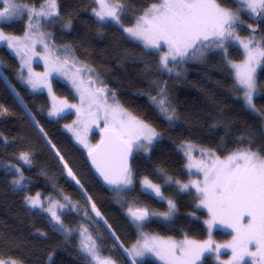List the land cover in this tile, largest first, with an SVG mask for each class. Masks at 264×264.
Segmentation results:
<instances>
[{
	"label": "trees",
	"instance_id": "16d2710c",
	"mask_svg": "<svg viewBox=\"0 0 264 264\" xmlns=\"http://www.w3.org/2000/svg\"><path fill=\"white\" fill-rule=\"evenodd\" d=\"M21 2L38 10L42 0ZM121 2L127 8L122 24L131 27L135 18L158 0ZM219 2L231 9L241 7L236 0ZM58 4L64 19H71V28H65L59 21H41L40 31L50 34L46 39L51 46L64 53L65 48L70 49L72 56L94 70L95 75L88 73L87 79L91 75L93 80L103 81L95 86L113 90L124 108L155 127L161 138L148 153L134 151L133 185L118 197L112 188L97 179L89 165L87 151L66 131V125L74 121V114L51 119L48 94L33 92L21 79L18 58L6 46H0V260L20 264H86L79 235L58 230L49 214L32 208L27 202L28 197L39 193L59 203L66 202L64 197L69 198L72 206L61 214V219L71 229L84 223L82 215L73 210L82 203L87 216L96 224L92 233L99 237L97 242L102 254L118 264H132L125 249H131L141 235L128 216L127 207L135 203L158 212L167 210L166 202L143 190L140 182L144 177L160 183L162 192L174 199L179 209L171 221L159 216L146 221L144 233L176 240H206L207 211L196 207L198 201L193 195L177 194L175 187L164 186L156 170L164 169L184 183L191 180L187 160L178 148L186 141L213 150L220 158L238 148H248L249 141L254 151H264V67L258 74V95L254 99L259 115L238 98L242 93L234 89L233 70L227 66L223 52L211 50L202 60L185 61L168 73L160 67L159 51L145 49L140 42L128 38L120 25L101 24L94 15L97 8L94 0H58ZM27 22L25 16L3 22L1 27L9 34L24 35ZM261 33H264V18L260 22ZM227 54L233 62L244 59L239 46L229 44ZM177 72L181 74L178 76ZM52 82L59 96L71 102L78 100L67 83L58 78ZM161 87L176 108L179 119L175 122L167 121L149 98V94L156 96ZM92 139L97 144L100 135L95 133ZM21 153L29 154L31 164L19 159ZM65 163L79 185L68 176ZM21 178V184L13 183ZM93 203L103 219L96 218L91 208ZM217 236L220 239L232 237L224 231H218ZM137 264L159 263L147 257ZM200 264L217 262L212 254L206 253Z\"/></svg>",
	"mask_w": 264,
	"mask_h": 264
},
{
	"label": "snow or ice",
	"instance_id": "6c2138e0",
	"mask_svg": "<svg viewBox=\"0 0 264 264\" xmlns=\"http://www.w3.org/2000/svg\"><path fill=\"white\" fill-rule=\"evenodd\" d=\"M94 3L99 6L98 11L94 10V15L101 24L120 25L128 38L142 42L145 49L159 50L162 45L166 46L167 51L160 55L159 64L168 73L174 72L185 61L203 58L208 49H221L227 66L234 70V89L242 93L238 98L243 100L248 109L259 111L254 103V95L258 92L256 70L258 67H264V33L259 34V39L252 35L244 40L237 33V27L244 23L240 17L244 10L255 16L264 17V0H239L241 7L236 9L224 6L219 0H158L144 9L135 18L131 27H124L122 24L121 18L127 12V8L121 0H94ZM25 16L28 17V22L23 40L0 31V43H5L17 55L23 53L21 59L28 69L26 82L33 89L46 87L51 93V85L48 83L51 72H57L71 80L79 93L81 107L60 101L59 107L53 106L50 115H59L66 108L76 109L78 120L75 123L80 126L79 130L73 129L71 125L66 127L75 132L78 142L88 149V156L96 170L120 197L125 189L133 185L129 157L134 151L150 152V146L159 134L149 124L130 114L121 105L113 90L106 86H95L102 84L103 81L93 80L91 75L86 81L81 75L82 69L86 74L95 75L93 69L83 64L76 67L79 61L73 58L71 68L74 71L70 72L67 58L70 49L65 48L66 56L61 60L49 48L45 38L50 34L40 31L41 21H59L65 28H71V19L65 20L61 15L58 0H42L39 10L29 7L21 0H0V20L11 21ZM247 27L253 34L256 33V28L251 24ZM230 41L237 42L244 49L245 59L242 63H234L228 57L227 45ZM37 43L44 46L45 55L41 58L44 59L46 66H50L49 71L42 74L34 73L31 68L33 57L40 55L35 51ZM180 74L176 73L178 76ZM23 78L21 76V79ZM149 98L167 121L175 122L179 119L176 108L167 99L163 87L156 96L149 94ZM101 120L104 122V127L101 128L104 136L99 144L90 145L87 142L89 126L99 127ZM248 143L250 145L248 148H238L223 160L212 152L206 153L201 150L200 155L207 156V159L199 161L192 160V145H182L187 148L186 167L189 170L195 168L197 173H202V180H189L184 183L170 176L164 169L156 170L164 186L175 187L177 194L193 195L198 201L197 208L208 209L210 219L204 223L208 225L209 230L217 226L232 229L235 233L233 240L224 245H215L210 233L209 238L203 242L187 238L177 242L144 233L145 222L152 217L159 216L171 221L179 211L175 200L162 192L160 183H154L153 180L144 177L140 182L143 190L149 196L166 202L167 210L158 212L147 206H136L135 203L127 207V214L141 235V239L131 249H125L132 259V264H137V258L146 254L155 255L164 264H197L206 252L214 254L219 252L221 247L231 249L233 259L228 264H245V258L251 259L254 264H264V151H254L251 147L252 142ZM19 159L25 164H31L27 153H21ZM60 159L63 160V157ZM64 166L67 168L68 176L79 185L80 182L76 180L72 169L68 168L66 163ZM22 182V178L13 181L14 184ZM87 199L90 201L91 197ZM64 200L67 203H53L49 200L45 205L41 202L39 193L35 197L27 198L32 208H40L51 214L58 230L71 234L72 229L65 225L61 215L54 210L56 207L60 209L68 207L71 201L68 197H64ZM91 208L97 217L103 219L94 203L91 204ZM81 232L84 239L79 246L86 255V264H116L110 256L102 255L101 246L97 242L98 236L94 238L88 229H82ZM252 247L254 251L249 250ZM0 264L16 262L0 260Z\"/></svg>",
	"mask_w": 264,
	"mask_h": 264
},
{
	"label": "rangeland",
	"instance_id": "374dc122",
	"mask_svg": "<svg viewBox=\"0 0 264 264\" xmlns=\"http://www.w3.org/2000/svg\"><path fill=\"white\" fill-rule=\"evenodd\" d=\"M236 1L239 2V0H236ZM22 3H23V2H22ZM230 9H231V8H230ZM38 10H39V9H38ZM95 10H96V11L99 10V6H98V5H97V8H96ZM240 17H241V19H242L243 21L248 22L247 17H251V19H255L257 16L253 15L251 12H249V11H247V10H244V11H242V12L240 13ZM261 18L263 19L264 17H261ZM17 19H20V18H14V19H12L11 21H13V20H17ZM246 20H247V21H246ZM3 22H10V21L0 20V31H3V33H4L5 35L12 36V37H19V38H21V40H23V38H24V36H25L26 33H25L24 35H13V34H9V33L5 32V31L2 29L1 24H2ZM40 28H41V27H40ZM237 33H238V34L241 36V38L244 39V40L249 39L252 35H256V36H257V39H259V34H253L252 32H251V35H249V36H243V35H241V34H240V30H239L238 27H237ZM45 42L49 45V48L52 49V50L55 52L56 56H58L61 60H64V59H65L66 53L62 52L61 49H58V50H57V48L54 49V48L51 46V43H50L46 38H45ZM138 42H140V41H138ZM140 43L142 44V42H140ZM229 44H232V45H235V46H239V47L242 49V51L244 52V49L242 48V46L239 45V44H238L237 42H235V41H230V42L228 43V45H227V49H228V50H229ZM0 46H6V44H5V43H0ZM6 47H7V46H6ZM7 48H8V47H7ZM8 49H9V48H8ZM150 50H157V49H150ZM211 50H216V51H221V52H222L221 49H215V48H213V49H208V50L206 51V55H207L208 52H210ZM9 51H10L13 55H15V56L18 58V60H19V62H20V75L24 77L22 80H23V81L29 86V88H30L33 92H45V93L48 94V96H49V98H50V101H51V110H50V112H52V110H53V106H54V105H56L57 107H59L60 101H67L68 104H75V105H77V107H81V101H80L79 93L76 91V88L72 85L71 80H70L68 77H65L64 75H61V74H59V73H57V72H51V73H50V76H49V78H48V83H50V85H51V93L49 92L48 88H46V87H39V88H37V89H33V88L31 87V85H29V84L26 82V80H27V76H28V69H27V67L24 65V63H23V61H22V59H21V55H22L23 53H21V55H17L16 52H15L14 50L9 49ZM25 51H27V50L25 49ZM35 51H36L37 53H39L40 55H39V56H34L33 59L31 60V68H32V71H33L34 73H41V74H42V73H45V72H48L50 66H46V65H45V61H44V59L41 58V57H43V56L45 55L44 46H43L42 44H40V43H37V44L35 45ZM157 51H159V52L161 53V55H163V54L167 51V47L164 46V45H162V48L159 49V50H157ZM29 55H31V53H29ZM59 55H60V56H59ZM206 55H205V56H206ZM205 56H204V57H205ZM204 57H203V58H204ZM67 58H68V61H69V69H68V70H69L70 72H72V71H74V69L71 68V64H72V59L75 58V57L72 56L70 53H68V54H67ZM203 58L193 59L192 61H200V60H202ZM75 59H76L77 61H79L77 58H75ZM244 59H245V55H244ZM244 59H243V60H244ZM243 60L240 61V62H234V63L239 64V63H242ZM232 62H233V61H232ZM81 64L85 65L84 63H82L81 61H79V63H77V65H76V67H81ZM170 66H172V65L170 64ZM21 69H23V72H21ZM260 69H261V67H258L257 70H256L257 79H258V74H259ZM232 70H233V69H232ZM233 72H234V70H233ZM81 75H82L83 78L87 81L86 73L84 72L83 69H82ZM54 78H58V79L64 81L65 83H67V84L73 89V91L76 93V95H77V97H78V100H77L76 102H71V101L68 100L67 98H64V97L59 96V95L54 91L53 82H52V80H53ZM257 95H258V92H257V94L254 95V99H255V97H256ZM53 97H55V99H54ZM109 102H111V101H109ZM121 105H122V104H121ZM122 106H123V105H122ZM84 107H85V108L87 107V102H85ZM123 107H124V106H123ZM125 109H126V108H125ZM126 110H127V109H126ZM253 112H255V113L261 115V113H260L259 111H258V112L253 111ZM71 113L74 114V121H73V123H71L70 125L72 126L73 129H75V130H79L80 126H79L78 124L75 123V122L78 120V114H77L75 108H72V109H67V108H66V109H65L63 112H61L59 115H50V113H49V117H50L51 119H58V118H61V117L65 116V115H67V114H71ZM81 118H82V117H81ZM150 126L153 127L152 125H150ZM103 127H104V122H103V120L99 121V127H97L96 125H90V126H89V131L87 132V142H88L90 145H93V146L96 145V142L92 139V135L95 134V133H98L99 135H101V134H102L101 128H103ZM153 128H154L155 131L159 134V135H158V138L153 142V144H154L158 139L161 138V133H160L155 127H153ZM66 131H67V132L73 137L74 141H75V142H76L81 148H83L84 150H86V151L88 152V149L85 148L82 144H80V143L78 142V140L76 139V135H75V132H74V131H70L68 127H66ZM153 144H152V145H153ZM187 144L192 145L191 156H192V160H193V161H199V160H202V159H207V156H201V155H200V151H201V150H204L206 153H207V152H212V153L215 154V156H218V155L216 154L215 151L210 150V149H206V148H202L201 146H198V145H196V143L191 142V141H186V142H184L183 144H181V145L178 147L179 150L183 153L184 156H185V152L187 151V148H186V147H182V145H187ZM152 145H151V146H152ZM151 146H150V147H151ZM143 152H144V151H143ZM147 153H148V152H147ZM218 157H219V156H218ZM185 158H186L187 163H188V157L185 156ZM219 158H220V157H219ZM225 158H226V157H224V158H220V159L223 160V159H225ZM187 170L189 171V173H190L191 176H192V179H191V180H197V179L202 180V179H203V174H202V173H197L196 170H195V168H193V169H191V170H189V169L187 168ZM193 190H194V189H193ZM194 191H195V190H194ZM39 196H40V200H41V202L44 203L45 205H47V204L49 203V200H51L53 203H56V202H57V201L53 200L52 198H45V197H43L42 194H39ZM86 202L89 203L87 200H86ZM65 203H66V202H64V203H60V204H65ZM79 205H80V206L78 207V209L74 208L73 210L76 211V212H78L77 214L82 215V217H83V219H84V223H83V224L81 223V224H79L76 228L72 229L71 234H72V233H75V234L77 233V234L79 235L80 242H81V240L84 239V236L82 235L81 230H82V229H88V232L91 233V234L93 235V233H92V227H95L96 224L92 222V220H91L92 218L89 219L90 216H87V215L85 214L86 212L84 211V206L82 205V203L79 204ZM71 206H72V204L68 205V207H65V208H63V209H60L59 207H56V208H54V210L57 211L58 215H61L64 211L69 210ZM200 208H201V209H204L205 211H207V213H208V219H210V213H209L208 209H207V208H204V207H200ZM39 209H40V208H39ZM40 210L43 211L42 209H40ZM43 212L49 214L50 217H51V214H50V213H48V212H46V211H43ZM96 218L99 219L100 217H96ZM208 219H207V220H208ZM245 221H247V217L245 218ZM206 226H207V228H208V225H207V224H206ZM218 231H224L225 233L230 234V235L232 236L231 239H223V238L220 239V238H218V236H217V232H218ZM143 232H144V231H143ZM145 233L154 236L153 234H151V233H149V232H145ZM209 233L211 234V239H212V241L214 242L215 245H224V244H227V243H229V242H231V241L233 240V237H234V235H235V233L232 231V229H226V228H222V227H219V226L214 227V228H212L211 230H209V228H208V238H209ZM93 237H94V236H93ZM157 237H160V238H162V239H164V240L171 239V240H173V241H177V242L182 241V240H176V239H174V238L163 237V236H157ZM94 238H95V237H94ZM208 238H207V239H208ZM140 239H141V237H140ZM140 239H139V240H140ZM207 239H206V240H207ZM183 240H184V239H183ZM189 240H190V239H189ZM193 241H195V240H193ZM204 241H205V240H204ZM198 242H203V241H198ZM249 250H250V251H254L255 249H254V247H252V248H250ZM206 253H208V252H206ZM206 253H205V254H206ZM84 254H85V253H84ZM127 254H128V253H127ZM205 254H204V255H205ZM210 254L213 255V258H214V260L217 262V264H228V262L231 261V260L233 259L232 255H231V249H225V248H223V247H221V249H220L219 252L214 253V254H213V253H210ZM102 255H103V256H106V255H104V254H102ZM128 256H129V255H128ZM106 257H108V256H106ZM147 257H151V258H153V259L156 260L159 264H164V262H163L162 260H160L158 257H156V256L153 255V254H146V255L143 256V257H138V258H137V262H140V261L144 260V259L147 258ZM112 259H113V258H112ZM113 260L116 262V264H118V262H117L115 259H113ZM201 261H202V260H201ZM201 261H198L197 264H200ZM15 262H16V261H15ZM16 264H20V263L16 262ZM245 264H254V261H252V260L249 259V258H245Z\"/></svg>",
	"mask_w": 264,
	"mask_h": 264
},
{
	"label": "flooded vegetation",
	"instance_id": "af4514ba",
	"mask_svg": "<svg viewBox=\"0 0 264 264\" xmlns=\"http://www.w3.org/2000/svg\"><path fill=\"white\" fill-rule=\"evenodd\" d=\"M261 17L257 16L255 19H250L248 22H245L243 24H240L238 26L240 30V34L243 36H249L251 35V30L247 27V25L251 24L254 28H256V33H260V22H261ZM247 21V20H246Z\"/></svg>",
	"mask_w": 264,
	"mask_h": 264
},
{
	"label": "water",
	"instance_id": "95a60500",
	"mask_svg": "<svg viewBox=\"0 0 264 264\" xmlns=\"http://www.w3.org/2000/svg\"><path fill=\"white\" fill-rule=\"evenodd\" d=\"M103 136H104V133L102 132V134L100 135V139H99V141L97 142V144H99L100 143V140L103 138ZM133 154H134V152H133ZM133 154H132V156H130L129 157V166H130V168L132 169V158H133ZM87 159H88V162H89V165H90V167H91V170H92V172L94 173V175L97 177V179L105 186V187H107V188H112L110 185H108L107 183H106V181L103 179V177L99 174V172L96 170V168H95V166L92 164V162H91V158L88 156V152H87Z\"/></svg>",
	"mask_w": 264,
	"mask_h": 264
}]
</instances>
